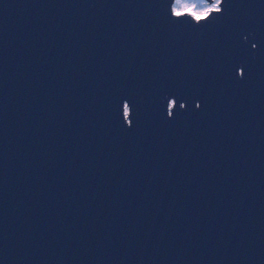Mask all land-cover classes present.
<instances>
[{"label":"water","instance_id":"95a60500","mask_svg":"<svg viewBox=\"0 0 264 264\" xmlns=\"http://www.w3.org/2000/svg\"><path fill=\"white\" fill-rule=\"evenodd\" d=\"M176 1L0 0V264H264V0Z\"/></svg>","mask_w":264,"mask_h":264},{"label":"rangeland","instance_id":"374dc122","mask_svg":"<svg viewBox=\"0 0 264 264\" xmlns=\"http://www.w3.org/2000/svg\"><path fill=\"white\" fill-rule=\"evenodd\" d=\"M213 4L218 6V0H215L213 3H208L205 0H177L173 9L175 13L189 12L191 14H199L208 11Z\"/></svg>","mask_w":264,"mask_h":264},{"label":"snow or ice","instance_id":"6c2138e0","mask_svg":"<svg viewBox=\"0 0 264 264\" xmlns=\"http://www.w3.org/2000/svg\"><path fill=\"white\" fill-rule=\"evenodd\" d=\"M224 3V0H220V4L217 6L215 4L212 5V7L203 13V15H200L199 14H196V13H192L193 15L197 16V18H203V19H208L210 16H212L213 13H218V12H221L222 11V7L221 5ZM177 15H181L180 13H177ZM177 106H180V103L177 101V100H173L171 102V111H172V114H174V110ZM125 111L126 113H129L130 111V107L129 106H126L125 107Z\"/></svg>","mask_w":264,"mask_h":264},{"label":"flooded vegetation","instance_id":"af4514ba","mask_svg":"<svg viewBox=\"0 0 264 264\" xmlns=\"http://www.w3.org/2000/svg\"><path fill=\"white\" fill-rule=\"evenodd\" d=\"M169 108H171V103H169Z\"/></svg>","mask_w":264,"mask_h":264},{"label":"clouds","instance_id":"9594fccd","mask_svg":"<svg viewBox=\"0 0 264 264\" xmlns=\"http://www.w3.org/2000/svg\"><path fill=\"white\" fill-rule=\"evenodd\" d=\"M200 15H203V13H200Z\"/></svg>","mask_w":264,"mask_h":264}]
</instances>
